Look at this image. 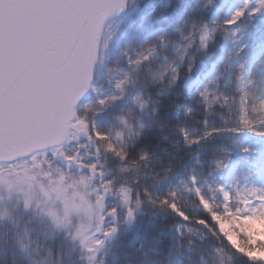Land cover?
Here are the masks:
<instances>
[{"label": "snow or ice", "instance_id": "1", "mask_svg": "<svg viewBox=\"0 0 264 264\" xmlns=\"http://www.w3.org/2000/svg\"><path fill=\"white\" fill-rule=\"evenodd\" d=\"M175 8L176 0H160L154 26L150 0H0V222L19 229L12 205L28 215L26 224L43 225L35 238L27 226L12 232L28 264L53 255L49 247L36 259L40 236L57 234L70 242L74 264H107L109 245L144 204L179 217L184 223L173 227L181 237L196 223L226 246L217 252L264 264V236L254 244L242 237V245L221 226L264 218V87L257 83H264V38L253 52L251 35L257 21L264 24V0H239L225 16L216 0L185 3L169 24ZM184 93L193 99L182 102ZM166 128L186 148L216 136L255 137L257 147L245 144L238 155L251 166L240 167L225 149L211 183L190 172L178 181L182 191L162 189L174 168L157 169L155 148L144 141ZM185 197L203 215L191 216ZM55 264H64L61 255Z\"/></svg>", "mask_w": 264, "mask_h": 264}, {"label": "trees", "instance_id": "2", "mask_svg": "<svg viewBox=\"0 0 264 264\" xmlns=\"http://www.w3.org/2000/svg\"><path fill=\"white\" fill-rule=\"evenodd\" d=\"M232 0H216V6L224 4L221 16L228 14L230 3ZM143 6L149 0H137ZM203 0H176V8L174 12H169V24L177 19L176 13L180 11L185 3H190L193 7L202 4ZM150 3L157 7L154 26H160V16L162 13L159 10L160 0H150ZM150 10V9H149ZM215 9L204 11L205 17H211ZM168 27V24L163 25ZM252 35V51L255 52L256 46L262 38H264V24L257 21L251 29ZM219 46L215 49V53L219 54ZM215 59V55H208L205 60L211 62ZM261 67H264L262 65ZM256 73L253 68V74ZM257 83L260 87H264L259 78ZM182 102L191 101L193 98L184 93L180 97ZM197 116L202 113L196 112ZM168 119L175 121L176 117L173 113L168 114ZM199 127V126H197ZM165 136L168 139H165ZM178 139L175 135V129H164L161 132L154 129L144 143H147L150 148H155L156 156L153 158V165L157 169L167 167L169 163L174 168L173 174L169 180L161 187L167 189L175 186L181 189L182 186L178 183L181 178H187L190 172H195L202 178H206L210 183L214 177L209 175L212 170L214 158L223 154L225 149H231L234 153V163L238 159L239 150L245 144L257 147V139L249 135L241 136H216L207 141L202 142L199 146L186 148L181 143L177 147L173 140ZM240 141V143H237ZM175 154L174 156L172 154ZM240 167H250L245 165V160L238 159ZM189 214L193 217L203 215L196 207L195 202L185 197L183 199ZM8 210L13 217L18 219L19 229H14L12 224L5 219L0 222V264H28L24 253L19 249V246L12 241V232L20 231L23 234L25 226L31 230V235L35 238L37 232L43 230V225L38 221L33 220L32 223L26 224L28 220L27 214H22L12 205H8ZM3 211V209H0ZM176 223H184L179 217L170 211L161 210L144 204L141 210L137 213V217L133 225L129 228L122 226L119 235L109 245L111 251L106 257L107 264H248V262L240 256L232 253L230 249L223 252H217L216 248H226L219 240L213 238L205 229L196 223H189L187 227L193 230L192 233L185 231L181 237L173 225ZM194 241V245L189 246L188 240ZM44 248L41 249L39 257L47 256V248H51L53 255L44 261V264H55L58 255L63 257L64 264H74L76 254L71 252L70 242L64 240L62 234H57L55 238L44 240L40 236ZM115 257V259H113ZM203 258V259H201Z\"/></svg>", "mask_w": 264, "mask_h": 264}, {"label": "rangeland", "instance_id": "3", "mask_svg": "<svg viewBox=\"0 0 264 264\" xmlns=\"http://www.w3.org/2000/svg\"><path fill=\"white\" fill-rule=\"evenodd\" d=\"M238 3L239 0H232L230 6ZM221 226L226 232L235 237L237 243L242 245L246 242L242 237L246 238L247 242L254 244L264 236V218L260 217L242 216L225 219L222 221Z\"/></svg>", "mask_w": 264, "mask_h": 264}]
</instances>
